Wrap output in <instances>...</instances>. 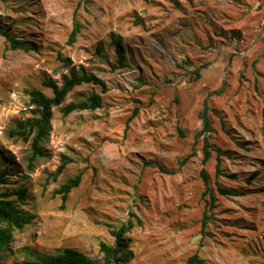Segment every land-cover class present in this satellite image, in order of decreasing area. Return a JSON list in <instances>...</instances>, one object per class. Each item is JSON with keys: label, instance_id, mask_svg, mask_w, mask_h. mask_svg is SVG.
<instances>
[{"label": "rangeland", "instance_id": "obj_1", "mask_svg": "<svg viewBox=\"0 0 264 264\" xmlns=\"http://www.w3.org/2000/svg\"><path fill=\"white\" fill-rule=\"evenodd\" d=\"M74 20L81 29L68 44ZM0 28L31 46L13 48L0 33V169L28 188L22 207L35 214L0 264L33 258L31 248L102 260L100 243L115 241L108 225L131 213L142 224L134 218L126 234L128 264H185L196 251L204 264H264V0H0ZM112 34L123 39L126 68L111 69ZM81 66L105 87L76 86L53 109L47 155L29 170L30 142L7 134L34 115L27 90L52 96L43 80L61 83ZM92 93L100 108L63 115ZM63 155L71 161L55 177ZM77 174L63 204L56 191ZM217 181L241 194H220Z\"/></svg>", "mask_w": 264, "mask_h": 264}, {"label": "trees", "instance_id": "obj_2", "mask_svg": "<svg viewBox=\"0 0 264 264\" xmlns=\"http://www.w3.org/2000/svg\"><path fill=\"white\" fill-rule=\"evenodd\" d=\"M81 26L77 20H74V27L67 40L68 44H72L80 32ZM0 33L4 35L10 42L11 47L16 49L28 50L31 48L25 41L16 39L11 36L8 31L0 28ZM111 41L115 46L114 52L116 58L110 62L112 70L118 68H126L129 66L126 60V53L123 49V39L121 36L111 35ZM100 51V48H98ZM64 65L69 66L70 60L68 58L60 57ZM196 74L199 76V68L196 69ZM98 84L105 87V82L95 73L87 71L83 66L76 69L71 67L69 74L62 78V82L58 83L52 78L43 80V85L52 90V96L46 95L39 88H31L27 90L29 95V104L34 106V115L22 121H16L15 124L8 130L9 138L15 140H22L30 142V155L28 157V168L33 170L35 161L39 157L47 155L43 144L48 140L51 130V120L53 117V109L60 106L68 93L76 86L82 84ZM102 106V95L99 93H92L85 99L80 101H72L67 105L61 107L63 115H69L75 111L91 110L94 111ZM138 113V107L135 108L133 114L129 117L130 121ZM204 118V128L209 129L210 124L206 117ZM211 144L208 139L204 142V158L203 163L207 162L211 157ZM217 164L216 175L222 173L221 169V151L217 150ZM71 159L67 155L62 156V162L57 168L54 176L60 174ZM259 170L254 171L249 178L251 182ZM13 174L9 167L0 169V251L7 248L15 239V231L22 230L25 225L31 224L35 219V214L22 207V204L28 197V188L26 186H11L9 176ZM201 175L204 182L208 183V176L204 169L201 170ZM237 175L231 174V177ZM81 182V174L71 177L66 182L60 185L57 193L61 194L63 204L66 202L69 193L77 187ZM217 190L220 194L225 196H235L241 194L239 191L231 187H225L218 181L216 184ZM210 194L211 207H215V197L213 191L208 188ZM134 218L138 224H142L134 213L122 223L119 227L113 225L109 226L110 234L115 238L114 244L100 243V251L104 254L103 259H97L89 256L85 252L74 248L65 247L56 253L41 252L37 249H29L33 258L14 261L12 264H128L134 257V252L131 249L130 238L126 235L135 226ZM185 264H204V259L196 251L189 255Z\"/></svg>", "mask_w": 264, "mask_h": 264}]
</instances>
